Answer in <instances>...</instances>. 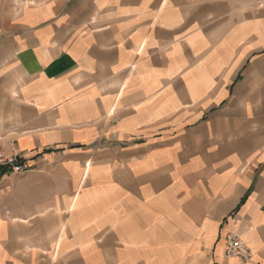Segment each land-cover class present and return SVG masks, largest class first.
<instances>
[{
  "label": "crops",
  "instance_id": "1",
  "mask_svg": "<svg viewBox=\"0 0 264 264\" xmlns=\"http://www.w3.org/2000/svg\"><path fill=\"white\" fill-rule=\"evenodd\" d=\"M259 2L0 0V264H264Z\"/></svg>",
  "mask_w": 264,
  "mask_h": 264
},
{
  "label": "built area",
  "instance_id": "2",
  "mask_svg": "<svg viewBox=\"0 0 264 264\" xmlns=\"http://www.w3.org/2000/svg\"><path fill=\"white\" fill-rule=\"evenodd\" d=\"M259 7L264 11V0H260ZM11 155H5L0 150V172L7 169L15 174H21L28 171V167L24 164L23 159L17 151H13ZM226 254L229 257L241 258L248 260L251 258V251L242 242L240 237L230 234L226 239Z\"/></svg>",
  "mask_w": 264,
  "mask_h": 264
},
{
  "label": "rangeland",
  "instance_id": "3",
  "mask_svg": "<svg viewBox=\"0 0 264 264\" xmlns=\"http://www.w3.org/2000/svg\"><path fill=\"white\" fill-rule=\"evenodd\" d=\"M1 150V149H0ZM2 151V150H1ZM13 151H17L16 149H13ZM11 152L10 154H12V153H14V152ZM3 152V151H2ZM4 153V152H3ZM17 153H19V155H21V157H22V159L23 160H26V158L24 157V153L23 152H21V151H17ZM5 154V153H4ZM6 155V154H5ZM9 155V154H8ZM24 173H26V172H24ZM13 175H17V174H15V173H12ZM21 174H23V173H21Z\"/></svg>",
  "mask_w": 264,
  "mask_h": 264
},
{
  "label": "trees",
  "instance_id": "4",
  "mask_svg": "<svg viewBox=\"0 0 264 264\" xmlns=\"http://www.w3.org/2000/svg\"><path fill=\"white\" fill-rule=\"evenodd\" d=\"M8 170L7 169H5V170H2L1 172H0V175H2V176H5L6 174H8Z\"/></svg>",
  "mask_w": 264,
  "mask_h": 264
}]
</instances>
